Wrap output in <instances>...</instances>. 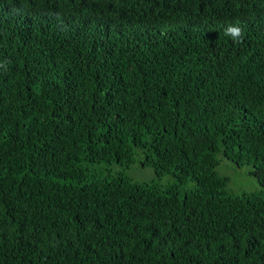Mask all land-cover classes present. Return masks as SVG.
I'll list each match as a JSON object with an SVG mask.
<instances>
[{
  "label": "trees",
  "instance_id": "1",
  "mask_svg": "<svg viewBox=\"0 0 264 264\" xmlns=\"http://www.w3.org/2000/svg\"><path fill=\"white\" fill-rule=\"evenodd\" d=\"M0 264H264V0H0Z\"/></svg>",
  "mask_w": 264,
  "mask_h": 264
},
{
  "label": "rangeland",
  "instance_id": "2",
  "mask_svg": "<svg viewBox=\"0 0 264 264\" xmlns=\"http://www.w3.org/2000/svg\"><path fill=\"white\" fill-rule=\"evenodd\" d=\"M219 164L216 167L218 176L226 178L227 185L226 190L231 195H242L250 193H258L262 187L257 181V177L252 173L253 168L249 165L237 167L231 161L218 156ZM141 157H135V163L131 164L126 169V175L136 183L149 184L154 181L160 186L171 183L174 178L170 176H164L161 179H157L154 175L153 169L148 166L141 165ZM188 190L194 187V182L189 180L185 186Z\"/></svg>",
  "mask_w": 264,
  "mask_h": 264
},
{
  "label": "clouds",
  "instance_id": "3",
  "mask_svg": "<svg viewBox=\"0 0 264 264\" xmlns=\"http://www.w3.org/2000/svg\"><path fill=\"white\" fill-rule=\"evenodd\" d=\"M225 34L231 36L234 41H238L242 37V30L238 25H230L225 30Z\"/></svg>",
  "mask_w": 264,
  "mask_h": 264
}]
</instances>
